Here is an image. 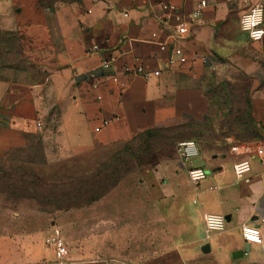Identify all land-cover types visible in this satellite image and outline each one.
Here are the masks:
<instances>
[{"label":"crops","instance_id":"1","mask_svg":"<svg viewBox=\"0 0 264 264\" xmlns=\"http://www.w3.org/2000/svg\"><path fill=\"white\" fill-rule=\"evenodd\" d=\"M252 1L264 8V0ZM199 2L79 0L51 6L0 0V153L51 137L70 160L149 130L174 127L193 130V136L177 143L193 139L200 151L192 160L177 151L152 168L161 203L177 218L172 245L163 242L154 250L153 244H139L123 260L121 255L96 256L95 251L108 249L105 243L83 237L60 257L40 231L19 239L0 236V264H264V243L243 238V227L264 235V103L254 110L261 136L240 142L218 129L206 94L219 74L241 73L257 82L254 97L264 99V34L253 39L241 31V4L206 0L200 8ZM166 3L189 16L181 44L195 61L182 69L169 68L167 53L150 41L156 32L159 40L174 43L173 21L161 8ZM94 44L97 51H91ZM110 56V67L101 69ZM136 59L161 74L125 72ZM91 71L97 74L96 88ZM246 157L250 171L238 178L233 166ZM191 166L208 171L197 184L187 176ZM207 215L223 217L222 226L208 232Z\"/></svg>","mask_w":264,"mask_h":264},{"label":"rangeland","instance_id":"2","mask_svg":"<svg viewBox=\"0 0 264 264\" xmlns=\"http://www.w3.org/2000/svg\"><path fill=\"white\" fill-rule=\"evenodd\" d=\"M37 1L51 6L79 2ZM257 86L241 73H221L207 86L216 126L231 132L237 141L254 142L261 136L254 110L264 99L254 97ZM194 133L156 128L70 160L51 137L0 153V236L19 239L41 231L47 243L57 231L67 248L89 237L108 248L95 251L96 256L121 255L123 260L139 244H153L154 250L163 242L172 245L177 218L161 203L152 168L177 154V139Z\"/></svg>","mask_w":264,"mask_h":264},{"label":"built area","instance_id":"3","mask_svg":"<svg viewBox=\"0 0 264 264\" xmlns=\"http://www.w3.org/2000/svg\"><path fill=\"white\" fill-rule=\"evenodd\" d=\"M227 3H238L244 7L243 13L240 17V28L241 31L247 33L253 39H259L264 34V8L260 1L253 2L252 0H225ZM207 5L206 0H200V8ZM161 8L163 10L169 11L168 18L173 21V29L171 31V36L174 39V43L168 44L166 41L159 40L158 34L156 32L151 34V43H154L157 50L161 53L166 52V63L169 68L182 69L187 62L193 63L195 61V56L188 54L185 45L181 44L182 41L186 39L188 33V15H183L177 13V8L175 5L166 3L162 4ZM161 19V18H159ZM166 19H161V23L165 24ZM99 48L96 44L92 45L91 51H97ZM113 61V57L110 56L102 60L100 64L101 69H108ZM207 59L202 58V62L206 63ZM124 71L127 73H134L146 77L148 73L153 76H159L161 70L159 68H147L138 59L133 66L124 67ZM90 80L94 81L92 87H97V74L93 71L88 73ZM101 96L97 95L96 98L99 99ZM36 128H41V122L37 121L35 123ZM98 128H96L97 130ZM177 151L179 156L183 160H192L193 158L199 156V147L195 140H182L177 143ZM261 153V150H257ZM234 174L238 178H242L247 172L250 171V162L248 158H242L237 161L233 166ZM208 171L202 166H191L187 169V176L190 181L197 184L199 181L204 179ZM224 219L223 217L207 215L205 216L204 222L206 230L209 232L214 229H218L222 226ZM243 238L248 243H264V235L256 232L255 230H250L249 228L243 227ZM46 242L51 244L56 254L60 257H64L68 253L64 239L54 232L51 237H48Z\"/></svg>","mask_w":264,"mask_h":264},{"label":"trees","instance_id":"4","mask_svg":"<svg viewBox=\"0 0 264 264\" xmlns=\"http://www.w3.org/2000/svg\"><path fill=\"white\" fill-rule=\"evenodd\" d=\"M147 132V131H146ZM136 138V137H135Z\"/></svg>","mask_w":264,"mask_h":264}]
</instances>
